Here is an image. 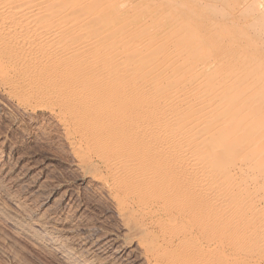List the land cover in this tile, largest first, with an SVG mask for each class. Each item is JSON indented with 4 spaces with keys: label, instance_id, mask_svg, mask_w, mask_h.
Segmentation results:
<instances>
[{
    "label": "bare ground",
    "instance_id": "bare-ground-1",
    "mask_svg": "<svg viewBox=\"0 0 264 264\" xmlns=\"http://www.w3.org/2000/svg\"><path fill=\"white\" fill-rule=\"evenodd\" d=\"M130 2L0 0V122L54 127L80 186L35 175L2 130L0 258L262 264L264 58L218 5Z\"/></svg>",
    "mask_w": 264,
    "mask_h": 264
},
{
    "label": "rangeland",
    "instance_id": "rangeland-1",
    "mask_svg": "<svg viewBox=\"0 0 264 264\" xmlns=\"http://www.w3.org/2000/svg\"><path fill=\"white\" fill-rule=\"evenodd\" d=\"M131 2V6H132V4H133V7H135V8H137V10L138 9H140V8H142V9H145V8H147V7H150L149 6V4L152 6V3H153V1H154V3H153V5L156 3V4H158L159 2H161V1H163V0H130ZM133 1V2H132ZM143 1H145V2H143ZM152 1V2H151ZM166 2H168L169 0H165ZM171 1V0H170ZM177 1H179V0H177ZM181 2H183L184 4L186 3V4H188V5H191V6H194V7H197V11L199 12H197V16H198V20H203V19H205L206 18V15H207V10H208V8L212 5V4H214V5H218L217 6V8L218 9H220V11H221V13H222V15L224 14V15H226V16H228V17H236V16H241L240 18H241V29H242V34H244L245 32H247V34L245 35L244 34V42L245 43H243V47H244V53H245V56L247 57V61H249L250 60V56H258V54H260L258 57L259 58H261V57H263L264 58V40H263V36H264V25L262 26V24H264V0H180ZM194 1V2H193ZM140 2V3H139ZM142 2V3H141ZM140 5H139V4ZM198 4H202V6L201 5H199L198 6ZM206 4V7L204 6ZM210 5L209 7L207 6V5ZM196 5V6H195ZM143 6V7H142ZM203 7H205V8H203ZM201 11V12H200ZM237 12L239 13V14H237ZM235 13V14H234ZM243 15V16H242ZM242 17H243V19H242ZM245 21V22H244ZM255 21V23H256V25L257 26H260L259 28L260 29H258V30H260L259 32H258V30H257V26L255 25V27H254V24L255 23H253V22ZM243 22V23H242ZM247 22V23H246ZM249 22L251 23L252 22V24H249ZM246 23V24H245ZM249 25H253L252 27L251 26H249ZM263 29H262V28ZM256 29V31H254ZM261 30H262V33H261ZM249 31L251 32V33H249ZM257 34H256V33ZM252 34H254V36L252 35ZM261 34V38H262V40L260 39V40H258L259 38H260V36H258L257 37V39H255V40H253V41H251V39H252V37H253V39L254 38H256L255 37V35L257 36V35H260ZM246 36V37H245ZM249 36L251 37V38H249ZM250 40H249V39ZM248 40V41H247ZM247 41V42H246ZM252 43H251V42ZM256 41H257V43H259V44H255L256 43ZM258 41H260V42H258ZM250 42V43H249ZM255 42V43H254ZM260 43H262V45L260 44ZM251 44V45H250ZM246 45V46H245ZM248 46V47H247ZM262 47V48H261ZM253 49V51H255V52H253V51H251ZM249 53V54H248ZM28 119H30L29 117H27V118H25V121L27 120V121H29ZM1 124H2V121L0 122ZM4 123V122H3ZM0 124V132H2V130L4 131L3 133H1L2 135H7L6 137V139H9L10 138V136H12V140H16V144L14 143V144H12V140H7V142L8 141H10V143H11V146H15V147H17L16 149H17V151H16V153H17V155H19V156H21V158H22V156H23V161L24 162H26V164H30V165H32V164H34L33 166L35 167V169H34V171H36V173H35V175H39L38 173H40V176H42V179L43 178H45L47 181H45V182H49V179L50 178H52L53 176V179H50V182L48 183V184H50V185H56L57 183L58 184H60L61 186V188L59 189V192H62L61 190L62 189H64V188H66V187H70V186H72L73 188H71V189H73L74 191H76L77 190V188H80V186L78 185V183L74 180V178H73V173L70 171V170H67V169H65L66 167H63L64 165H63V163L61 164L60 163V159H59V157H58V154L60 155V156H64L65 154L64 153H66V147H64L65 145H62L63 143H62V140L60 141L59 140V136H56L55 134H53L52 135V131L54 130V132H55V128L53 127V128H51V127H48V128H51V129H48V128H43V129H48V131H46V132H43V131H45V130H43L42 128L39 130V137L41 138H37V140L36 139H34L33 141H27L26 140V138L25 137H23L22 135H20L18 132H16V131H13V129H11L6 123H5V127H6V125L8 126V129H7V127H6V129H5V127L3 126V124L1 125ZM11 129V130H10ZM10 131V132H9ZM13 131V132H12ZM49 131H51V132H49ZM16 132V133H15ZM42 132V133H41ZM50 134H49V133ZM53 132V133H54ZM6 133V134H5ZM14 133V134H13ZM56 133V132H55ZM10 134V135H9ZM44 134H47L46 135V138H45V136H44ZM50 136H49V135ZM17 135H18V137H17ZM41 135H42V137H41ZM54 135L56 136V138L58 139H56L55 137H54ZM22 136V138L20 139L19 137H21ZM48 136V137H47ZM51 136H53V137H51ZM50 137V138H49ZM13 138H15V139H13ZM43 138L45 139V141L43 140ZM22 141H20V140ZM24 139H25V141H24ZM52 139V140H51ZM54 139V140H53ZM56 139V140H55ZM39 140H41V141H39ZM43 140V141H42ZM13 141V142H14ZM20 141V142H19ZM53 141V142H52ZM57 141H59V142H61V143H57ZM1 140H0V154L2 153V152H4V144L2 143L1 144ZM56 142V143H55ZM9 143V142H8ZM9 143V144H10ZM54 143V144H53ZM18 144V145H17ZM24 144V145H23ZM56 144V145H55ZM19 145H21V146H19ZM19 146V147H18ZM61 146V147H60ZM64 147V148H63ZM61 150V151H60ZM66 150V151H65ZM5 151L7 152L8 151V149H5ZM59 152H61V153H59ZM19 153V154H18ZM23 154V155H22ZM55 157V158H54ZM57 157V158H56ZM58 159V160H57ZM31 161V162H30ZM42 169H41V168ZM44 168V169H43ZM41 169V170H40ZM41 171V172H40ZM47 172V173H46ZM46 174V175H45ZM49 174H51V175H49ZM44 176H46V177H44ZM50 176V177H49ZM52 176V177H51ZM60 180V181H59ZM56 181V182H55ZM62 181V182H61ZM66 182L65 184H64V182ZM67 181H68V183L70 184H67ZM75 181V182H74ZM52 182V183H51ZM56 183V184H55ZM64 185H66V187L64 186ZM69 185V186H68ZM75 186V187H74ZM63 187V188H62ZM262 204V206L264 207V203H261ZM260 204V205H261ZM262 206H259L260 208H259V210L260 211H262L263 210V212H264V208L262 209ZM71 208V207H70ZM262 209V210H261ZM264 256V255H263ZM46 259H45V258ZM2 258L3 257H1L0 259L2 260ZM5 258V257H4ZM4 258H3V262H1V263H3L4 264V262L6 261V260H4ZM39 258V259H38ZM263 258V257H262ZM261 258V260H262V264L264 263V258L262 259ZM5 259H7V258H5ZM30 259H32L31 260V262H33V264H58V262L57 261H55L54 259H52L51 260V257L50 256H42V255H40L39 257L37 256V257H32V258H30ZM7 262V264H12L9 260H7L6 261ZM57 262V263H56ZM6 264V263H5Z\"/></svg>",
    "mask_w": 264,
    "mask_h": 264
}]
</instances>
